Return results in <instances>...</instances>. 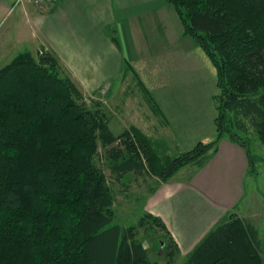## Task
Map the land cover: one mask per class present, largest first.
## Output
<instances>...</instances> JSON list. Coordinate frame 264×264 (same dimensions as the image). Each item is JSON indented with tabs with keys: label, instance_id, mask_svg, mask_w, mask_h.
I'll return each instance as SVG.
<instances>
[{
	"label": "trees",
	"instance_id": "1",
	"mask_svg": "<svg viewBox=\"0 0 264 264\" xmlns=\"http://www.w3.org/2000/svg\"><path fill=\"white\" fill-rule=\"evenodd\" d=\"M167 3L215 69V140L171 157L134 127L114 136L53 50L18 54L0 69V264H158L135 227L113 224L99 148L117 182L147 168L159 186L183 167L202 168L222 139L245 151L248 166L240 135L252 132L264 146V0ZM145 225L162 231L158 247L174 264L177 245L161 219L144 213L137 228ZM261 243L252 224L229 213L180 264H262Z\"/></svg>",
	"mask_w": 264,
	"mask_h": 264
},
{
	"label": "rangeland",
	"instance_id": "2",
	"mask_svg": "<svg viewBox=\"0 0 264 264\" xmlns=\"http://www.w3.org/2000/svg\"><path fill=\"white\" fill-rule=\"evenodd\" d=\"M126 1H140V4L161 2V0ZM0 4L3 6L0 9V69L20 53L30 52L36 57L37 49L48 48L43 45L39 46L37 42L32 43L35 40L34 28L26 22L22 11V8L28 4L16 7L10 15H7L10 0H0ZM101 27L96 24L93 29L97 31ZM114 30L109 26L104 28L102 33L113 36L115 35ZM122 33L123 36H121ZM126 35L127 30L123 26L119 33V38L123 37V43L118 40L121 47L117 51L119 57L112 56L108 78L107 75L90 76L91 74H87L88 76L83 75L81 80H77L79 76L71 75L60 59L83 93L86 107L91 110L100 109L103 117L108 120L109 129L114 136H119L134 127L155 147L165 143L167 147L165 154L171 157L191 150L198 142L209 143L215 140L213 119L215 116L214 96L217 94L216 74L213 65L203 51L187 37L192 44L187 54H182L181 57L169 55L173 46L170 42L169 44L165 42L162 46L164 54L155 60L153 56L145 55V48L149 50L147 43L142 44L145 48L140 52L138 43L135 42L136 37L130 41ZM167 54L169 56H166ZM121 55L125 56V59H121ZM155 63L157 66L154 65ZM143 89L151 97L149 99L154 100L166 123L169 122L165 123L166 128L162 129L163 134L158 135L157 128V132L153 130V108L149 106L147 94ZM240 137L250 153L252 164L247 167L243 180L244 196L239 207L247 210L251 222L259 233L263 234L264 146L252 132L246 136L240 135ZM121 143L122 140H118L116 145ZM141 158L147 165L142 154ZM106 159L103 150L99 148L95 164L104 171L115 199L113 224L125 228L135 227V238L147 250L150 261L169 264V259L164 257L165 252L158 247V242L163 236L162 231L151 225L137 228L140 217L144 215L143 205L147 195L158 186L159 180L146 168L141 175L130 173L117 182L115 175L106 165ZM191 167L187 166L188 169L180 171V175L188 176ZM186 256L182 255L177 248L174 264L182 263Z\"/></svg>",
	"mask_w": 264,
	"mask_h": 264
},
{
	"label": "crops",
	"instance_id": "3",
	"mask_svg": "<svg viewBox=\"0 0 264 264\" xmlns=\"http://www.w3.org/2000/svg\"><path fill=\"white\" fill-rule=\"evenodd\" d=\"M22 11L26 22L34 28L32 43L53 50L71 75L79 76L77 80L87 74H109L112 56L119 57L117 51L121 48L112 38L123 43V37L119 38L123 26L127 39L133 41L136 37L140 52L145 48L142 44L147 43L149 50L145 48V55L155 60L164 54L165 42L173 46L168 53L171 56L181 57L192 46L183 36L181 22L167 0L142 4L126 0H52L42 7L26 5ZM96 24L102 26L97 31L93 29ZM109 26L115 29L116 36L102 33ZM121 59L125 56L121 55ZM153 123V130L157 132V128L159 135L169 122L153 112ZM186 167L148 194L143 205L144 213L161 219L182 255L189 254L229 213L255 227L247 210L239 207L248 167L241 147L222 139L217 152L202 168L191 167L188 176L180 175V171L188 169ZM261 242L264 264V232Z\"/></svg>",
	"mask_w": 264,
	"mask_h": 264
},
{
	"label": "built area",
	"instance_id": "4",
	"mask_svg": "<svg viewBox=\"0 0 264 264\" xmlns=\"http://www.w3.org/2000/svg\"><path fill=\"white\" fill-rule=\"evenodd\" d=\"M51 2L52 0H10V6L8 7L7 15H10L16 7L23 4L32 5L34 7H42Z\"/></svg>",
	"mask_w": 264,
	"mask_h": 264
}]
</instances>
